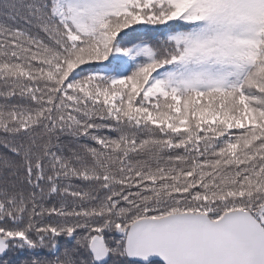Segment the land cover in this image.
<instances>
[{"label":"snow or ice","instance_id":"6c2138e0","mask_svg":"<svg viewBox=\"0 0 264 264\" xmlns=\"http://www.w3.org/2000/svg\"><path fill=\"white\" fill-rule=\"evenodd\" d=\"M0 264H264V0H0Z\"/></svg>","mask_w":264,"mask_h":264}]
</instances>
